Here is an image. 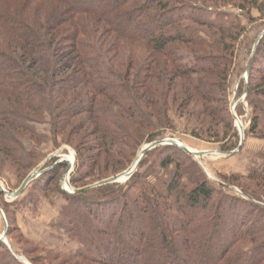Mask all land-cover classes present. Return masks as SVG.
I'll list each match as a JSON object with an SVG mask.
<instances>
[{
    "label": "trees",
    "instance_id": "1",
    "mask_svg": "<svg viewBox=\"0 0 264 264\" xmlns=\"http://www.w3.org/2000/svg\"><path fill=\"white\" fill-rule=\"evenodd\" d=\"M233 1L0 0L1 152L26 162L36 150L24 148L23 138L44 137L38 127L49 116L51 133L68 140L84 136L85 151L97 152L91 164L79 148L82 141L76 145L71 185L103 182L128 169L119 157L140 138L148 144L161 140L167 126L160 117L168 112L161 100L168 81L182 80L192 91L185 100L197 98L198 116L206 120L192 134L199 138L214 131L215 142H223L219 151L232 153L240 136L227 99L228 77L233 43L246 27L241 15L213 18L210 9ZM241 2L236 7L249 20L253 8L264 17V0ZM185 53L192 57L189 64ZM200 73L206 79H197ZM246 92L253 110L246 137L264 138V34L237 97ZM70 105L84 107L78 123L68 122L77 109ZM236 112L244 115L242 103ZM149 128L154 131L147 134ZM164 150L172 153L159 159L157 168L144 169L151 154ZM68 167L53 159L34 180L57 181ZM249 178L263 182L264 171ZM224 179L216 185L192 154L166 145L148 152L123 184L71 194L59 180L56 191L68 203L65 234L82 246L62 257L76 264H264V194L240 187L247 199L230 195L228 185L238 177ZM11 228L8 224L7 235ZM6 252L0 241V254ZM9 264L24 263L10 256Z\"/></svg>",
    "mask_w": 264,
    "mask_h": 264
},
{
    "label": "rangeland",
    "instance_id": "2",
    "mask_svg": "<svg viewBox=\"0 0 264 264\" xmlns=\"http://www.w3.org/2000/svg\"><path fill=\"white\" fill-rule=\"evenodd\" d=\"M240 3H242L241 0H235L229 6L221 8L220 10L215 11L214 9H210L212 10L210 13H212L213 18H216L218 13L241 15L242 23L246 27V31L233 43L234 64L231 67L228 77L229 97H227L230 102L233 118L234 114H236L240 124L245 130V142L241 150L237 151L238 149H236L233 151H237L233 155L209 154L201 157L197 161H200L206 168L207 172L203 169L204 173L212 182L216 183V185L225 184L224 181L226 180L224 178L236 175L238 180L230 181L226 192L230 195L247 199L246 196L243 195L240 187L248 191H256L264 194V181L258 182V180L249 178L253 171L258 173L264 171V138L246 137V130H248L251 125L253 110L246 101L247 92L243 93L240 97H237V92L241 81H245V83L248 82L249 76L246 74V68L251 57L255 53V44L264 32V17L262 18V14L259 10L253 8L251 11L252 19L249 20L247 15L236 7L240 5ZM181 51L187 50L183 48ZM185 57L186 63L189 64L192 62L191 56L185 53ZM138 68L139 66L137 69ZM197 79L204 80L206 76L200 73ZM214 81L220 86L223 84L222 80L219 78ZM153 87L158 94L161 92V87L159 85H153ZM167 87L165 93L166 97H163V100H161L162 104H160L168 110L166 115L163 113V116L160 117V120L162 122L164 121L167 126L164 134L161 136V140H176L192 150L199 152L219 151L223 142H215L216 138H213L212 135H215L216 132L207 130V134L199 138L192 134L200 127V124L206 122V120L203 115L198 116V113H202V109L197 98H194L195 100L193 98L192 100H185L187 94L192 93L188 88L189 86L182 80H170L167 83ZM239 103H242L244 106V115L242 117H239L236 112ZM184 105H190L189 110H186ZM232 105L235 106L234 111L232 110ZM71 107H77V109L71 110V118L73 119L68 122L73 121L74 123H78L85 117V114H80L84 110V107L80 105H70L69 108ZM44 118L45 119L41 121L38 127L39 132L44 137L39 138L33 135H26L23 138L24 148L29 145L36 150V153L29 155L30 158L26 160V162H20L13 155L10 156L9 154L2 153L0 149V184L9 192L13 193L19 190L24 181L33 173L31 171L35 165L41 162L38 168L42 169L53 159H59L61 162H67L66 160H69L71 163L74 161L69 175L70 186L73 187L71 185V179L77 174L75 172V166L77 165L76 145H80L81 141L82 145L79 148L82 150V153L86 155V159L84 160L91 164H93V160L95 161L97 152L85 151L83 145H86L87 141L84 136H70L69 140L67 135L65 139L63 136H55L50 130L49 116H44ZM234 126L238 130L240 136V145L241 135L236 120ZM220 127L223 128V126ZM220 127L219 129H221ZM150 131H154V129L149 128L146 133L148 134ZM222 134L223 133H221L220 137H222ZM140 139V142L138 141L135 147L133 145L134 149H128L125 155L119 157L122 161V167L127 169L130 165L128 167L129 169L135 162L142 148L148 145L145 136ZM232 141L236 142V139L233 138ZM72 142H74V144ZM169 153V151L165 152L164 150V152L156 151L151 154L146 160L144 169H148V167L157 168L159 159ZM123 157L125 160H123ZM178 161L184 162L185 160L180 157ZM20 164H27V166H22ZM69 167L64 171L61 179L57 178V181L60 180L59 186L63 189H65L64 180ZM88 173L92 176L94 174L92 169H89ZM157 173L161 175L163 179L167 177V174L159 170H157ZM57 181H53L52 179L49 181L44 178L38 181L35 179L18 200L12 199L0 191V206L7 223L9 222L8 224L12 226L10 234L7 235L8 244L6 245L8 247V252L0 254V264H9L10 256L24 264H26L25 262L29 264H76L75 261L69 259L64 260V253L66 251L74 252L82 248V246L75 242H71L65 234L64 224L66 221L64 220L63 209L68 203L66 199L56 191L55 185ZM184 181H187V177H185ZM97 183L100 182L89 183L86 181L77 185L76 187H78V189L75 187L73 188L80 190ZM68 190H70L69 187ZM4 229V220L0 214V237L3 235ZM60 251L63 253L59 255Z\"/></svg>",
    "mask_w": 264,
    "mask_h": 264
},
{
    "label": "water",
    "instance_id": "3",
    "mask_svg": "<svg viewBox=\"0 0 264 264\" xmlns=\"http://www.w3.org/2000/svg\"><path fill=\"white\" fill-rule=\"evenodd\" d=\"M263 34H264V32L262 33V35L260 36V38L256 42L255 47H254V52L256 51V48H257V46H258V44L260 42V39L262 38ZM252 57H251L248 65H247V68H246V74H247V76H249V71H250V67H251V63H252ZM232 110L233 111L235 110V106L234 105H232ZM234 119L236 120V122H237V124L239 126L240 135H241V142H240L239 148L237 150V151H239L243 147L244 142H245V130H244L243 126L240 124L239 119L236 116V114H234ZM166 145H174V146H177V147L181 148L182 150H184V151L192 154L197 160H199L201 157H204V156L209 155V154L232 155V154H234V153L237 152V151L236 152H232V153H223V152H220V151H216V152H209V151L199 152V151L192 150L188 146H186V145H184V144H182V143H180V142H178L176 140H172V139L158 140V141H155V142L150 143V144L146 145L145 147H143L142 150L140 151L139 155L137 156L135 162L133 163V165L127 171H125L122 174H119V175H117V176H115L113 178L104 180L103 182L97 183V184H95L93 186H89L87 188L80 189V190H76V189H74L73 187L70 186L69 175H70V172H71V168L74 165V161H73V163H71L69 160H66L67 162L70 163V167H69V169L67 171V175H66L64 181L67 183V185L70 188V190H67V189H64V190L67 191V192H69V193H71V194H78V193L84 192L86 190L93 189V188H97V187H101V186L108 185V184L124 183V182L128 181L133 176V174L137 171L140 162L147 155L148 152L152 151L153 149H155L157 147L166 146ZM199 163L202 166V168L207 172L206 168L201 164L200 161H199ZM40 175H41V173L39 172V170L33 172L24 181V183L22 184V186L16 192H13L12 193V192L7 191L6 189H4V187L1 184H0V190L5 195H7L8 197H10L12 199H18L23 194V192L28 187V185L34 180V178H37ZM0 214H1L2 218H3V220H4V225H5L4 233L0 237V241L1 242H4L5 244H8V242H7L8 223L6 221V218L4 216V213H3V210L1 208V206H0ZM25 263L26 264H29L28 262H25Z\"/></svg>",
    "mask_w": 264,
    "mask_h": 264
},
{
    "label": "bare ground",
    "instance_id": "4",
    "mask_svg": "<svg viewBox=\"0 0 264 264\" xmlns=\"http://www.w3.org/2000/svg\"><path fill=\"white\" fill-rule=\"evenodd\" d=\"M67 187V188H66ZM65 189H67L68 190V185H67V183L65 182Z\"/></svg>",
    "mask_w": 264,
    "mask_h": 264
}]
</instances>
